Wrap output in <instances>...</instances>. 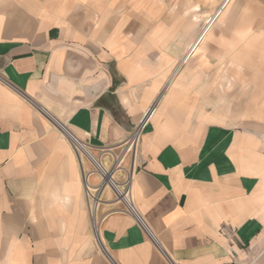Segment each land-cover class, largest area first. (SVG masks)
<instances>
[{
    "label": "crops",
    "instance_id": "1",
    "mask_svg": "<svg viewBox=\"0 0 264 264\" xmlns=\"http://www.w3.org/2000/svg\"><path fill=\"white\" fill-rule=\"evenodd\" d=\"M142 3L0 0V264H109L104 252L117 264H260L264 56L259 103L242 124L208 120L191 71L168 80L176 34L142 40ZM258 7L240 14L227 46L253 30L264 53ZM209 39L200 33L190 49L207 66ZM84 183L99 198L104 252Z\"/></svg>",
    "mask_w": 264,
    "mask_h": 264
},
{
    "label": "rangeland",
    "instance_id": "2",
    "mask_svg": "<svg viewBox=\"0 0 264 264\" xmlns=\"http://www.w3.org/2000/svg\"><path fill=\"white\" fill-rule=\"evenodd\" d=\"M141 1L143 3L138 6V12L144 14V20L141 22L144 33L142 40H150L151 44L153 39L162 38L153 36L154 34H176L174 43L178 45V52H176L174 66H170L167 70L168 80L174 79L173 82H178L177 78L181 72L189 69L192 73L189 76L191 92L200 94V97L198 95L199 109L200 111L206 110L204 112L208 120L220 118L234 125H241L247 118L248 105L252 107L259 103V88L252 82L263 75L257 66L262 64L264 53L255 45L260 44L257 40L262 41V36L252 37L255 33L251 30L249 40L240 42L239 45L227 46V44L232 43V38L236 37L235 26L242 18L240 14H250L256 17V11L258 12L260 8L258 6H261L263 0H230L229 4L222 9L221 14L213 17L211 27L203 33L205 37L210 36L206 44L203 40L200 43V45L205 44L203 46L206 47L205 56L207 55L210 65H202V60L197 55L188 54L187 61L182 64L176 76H174L175 71L181 59L190 51L194 41L207 25L206 22L220 8L223 0H213V2L212 0ZM129 8L133 6L130 5ZM226 8L229 9L226 11ZM120 11L124 10L120 9ZM262 30L258 33H262ZM252 43L254 44L252 51L246 52L245 50L250 48L249 44ZM231 46H233V52H224L223 55L217 53V48H223L221 50L225 51ZM216 94L219 97H216ZM194 95L197 97L196 94ZM215 104L218 107H215ZM251 252L254 253L255 258L262 255L260 264H264V239L263 243L251 249Z\"/></svg>",
    "mask_w": 264,
    "mask_h": 264
},
{
    "label": "built area",
    "instance_id": "3",
    "mask_svg": "<svg viewBox=\"0 0 264 264\" xmlns=\"http://www.w3.org/2000/svg\"><path fill=\"white\" fill-rule=\"evenodd\" d=\"M151 109H149L145 115L143 116V119H142V122H141V125L143 126V121L144 123L148 120L149 118V112H150ZM136 135H137V132H135L128 140V143L130 146H133L134 145V142L136 141ZM72 137V136H71ZM72 144H73V148L76 152H80L81 150L85 151V147L79 143L74 137H72ZM98 167L99 165L96 164ZM99 171L103 172L101 168H99ZM110 184L114 187L113 185V182L111 181ZM84 188H85V192H86V197H87V203H88V212H89V216L91 218V226L93 228V231H94V235H95V238L97 240V243L100 247V249L102 250V252H104V249L103 247H101V243L99 242V240L97 239V223L95 221V219L93 218L94 217V210L96 209V206H97V203L99 202V198L97 197L96 194L92 193V191L89 190L87 184L84 183ZM125 198V195H123ZM109 264H117L110 256L107 252H104Z\"/></svg>",
    "mask_w": 264,
    "mask_h": 264
},
{
    "label": "bare ground",
    "instance_id": "4",
    "mask_svg": "<svg viewBox=\"0 0 264 264\" xmlns=\"http://www.w3.org/2000/svg\"><path fill=\"white\" fill-rule=\"evenodd\" d=\"M206 29H207V28H206ZM206 29H203L202 31H204V32H201V33H202V38H203V36L205 35V34L203 35V33H205ZM200 41H201V40H200ZM200 41H198L197 44H195V46L193 47L195 50H196L197 46L199 45ZM189 52H190V51H189ZM187 53H188V52H187ZM187 53H186V54H187ZM191 54H193V52H190V55H191Z\"/></svg>",
    "mask_w": 264,
    "mask_h": 264
},
{
    "label": "water",
    "instance_id": "5",
    "mask_svg": "<svg viewBox=\"0 0 264 264\" xmlns=\"http://www.w3.org/2000/svg\"><path fill=\"white\" fill-rule=\"evenodd\" d=\"M105 181L106 182H111L112 180L110 179V176H109V174H107V178H105ZM124 197V196H123Z\"/></svg>",
    "mask_w": 264,
    "mask_h": 264
}]
</instances>
